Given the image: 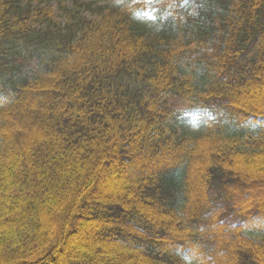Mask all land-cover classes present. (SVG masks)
<instances>
[{"label":"trees","instance_id":"obj_1","mask_svg":"<svg viewBox=\"0 0 264 264\" xmlns=\"http://www.w3.org/2000/svg\"><path fill=\"white\" fill-rule=\"evenodd\" d=\"M0 264H264V0H0Z\"/></svg>","mask_w":264,"mask_h":264},{"label":"rangeland","instance_id":"obj_2","mask_svg":"<svg viewBox=\"0 0 264 264\" xmlns=\"http://www.w3.org/2000/svg\"><path fill=\"white\" fill-rule=\"evenodd\" d=\"M125 1L126 0H98L99 4L101 5L123 3ZM55 11L56 9L54 10V13ZM195 11L196 8L194 6L193 12ZM146 14L149 15L147 20V24L149 25V27L157 29L159 24L158 18L156 16V9H151L148 7L146 9ZM44 73L45 59H43L42 56L38 55L28 66L23 69L22 73L16 77L15 81L18 82L24 78H32L37 75H43ZM169 100L176 111V125L178 124V126L183 130H199L201 119L195 116V114L192 112L195 107H187L183 101H180L175 96H171ZM201 122L203 121L201 120Z\"/></svg>","mask_w":264,"mask_h":264}]
</instances>
